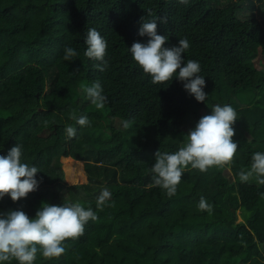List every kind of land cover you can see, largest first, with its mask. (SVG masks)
Wrapping results in <instances>:
<instances>
[{"label":"trees","instance_id":"obj_1","mask_svg":"<svg viewBox=\"0 0 264 264\" xmlns=\"http://www.w3.org/2000/svg\"><path fill=\"white\" fill-rule=\"evenodd\" d=\"M142 18L157 19L165 47L189 41L184 60L201 66L204 102L175 77L152 84L135 65L128 48L147 42L138 36ZM89 28L107 42L102 72L84 55ZM65 47L79 53L74 61L63 60ZM96 81L106 97L99 110L81 89ZM217 104L237 113L234 162L205 173L189 166L168 198L153 186L155 153L177 151ZM72 112L91 126L77 125ZM16 144L42 182L26 198L0 199V213L34 218L43 203L79 202L98 216L58 259L38 253L34 264H264V185L238 176L264 152V0H0V155ZM66 158L83 164L85 184H67ZM104 188L114 206L101 211ZM201 197L211 213L198 210Z\"/></svg>","mask_w":264,"mask_h":264},{"label":"clouds","instance_id":"obj_2","mask_svg":"<svg viewBox=\"0 0 264 264\" xmlns=\"http://www.w3.org/2000/svg\"><path fill=\"white\" fill-rule=\"evenodd\" d=\"M179 4L187 5L189 0H177ZM149 15L151 12L149 11ZM167 24V17L159 18ZM138 36L147 37L146 43L134 42L128 51L132 60L145 76L151 78L152 84H164L172 81L173 77L183 84L184 90L198 102H204L207 94L204 92L205 77L199 75L201 66L198 61L187 60L184 53L190 47L189 41L178 40L177 45L165 47L168 37L157 34V19L141 22ZM84 43V55L92 60L100 61L94 65L99 71L108 66L105 60L107 42L95 28L87 30ZM79 53L72 47H65L63 60L72 62ZM85 98L95 106L103 109L106 97L99 81L91 86L81 85ZM70 119L81 127L91 126L87 116L77 117L75 112L70 113ZM237 121L235 109L228 104L214 105L211 113L202 116L195 127L184 136V142L174 153L159 150L155 153V163L149 169L152 174L154 187H159L168 198L177 193L182 175L186 170L207 172L210 168L223 169L234 162L238 143L233 139L235 130L233 125ZM128 128V122L124 123ZM66 137L71 139L76 135V128L67 126ZM22 146L16 144L7 155H0V199L10 197L13 202L26 198L36 191L39 183L36 175L39 169L21 162ZM241 183L252 180L256 184L264 185V152L252 154L250 167L241 169L238 173ZM264 199V193L260 194ZM111 193L104 188L96 200V208L114 206L107 204ZM198 210L211 213L210 205L201 197L197 205ZM98 216L91 207L77 203L65 202L53 206L43 203L37 210L35 217L30 218L22 210H9L0 213V264L16 261L18 264H34L39 253L45 260L58 259L66 251L65 242L77 240L84 234L86 224L96 221Z\"/></svg>","mask_w":264,"mask_h":264},{"label":"rangeland","instance_id":"obj_3","mask_svg":"<svg viewBox=\"0 0 264 264\" xmlns=\"http://www.w3.org/2000/svg\"><path fill=\"white\" fill-rule=\"evenodd\" d=\"M63 170L65 179L69 186L77 184H85L87 182V176L81 162H76L73 159H62ZM228 175H231L230 170H227ZM239 221H242V217L239 214Z\"/></svg>","mask_w":264,"mask_h":264}]
</instances>
